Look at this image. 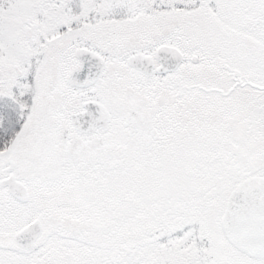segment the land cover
<instances>
[{
  "label": "snow or ice",
  "instance_id": "snow-or-ice-1",
  "mask_svg": "<svg viewBox=\"0 0 264 264\" xmlns=\"http://www.w3.org/2000/svg\"><path fill=\"white\" fill-rule=\"evenodd\" d=\"M0 264H264V0H0Z\"/></svg>",
  "mask_w": 264,
  "mask_h": 264
}]
</instances>
